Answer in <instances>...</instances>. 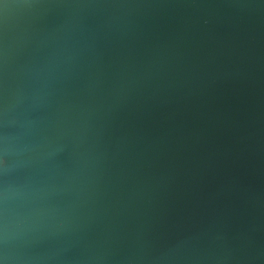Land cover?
Wrapping results in <instances>:
<instances>
[{"label": "water", "instance_id": "obj_1", "mask_svg": "<svg viewBox=\"0 0 264 264\" xmlns=\"http://www.w3.org/2000/svg\"><path fill=\"white\" fill-rule=\"evenodd\" d=\"M3 264H264V0H4Z\"/></svg>", "mask_w": 264, "mask_h": 264}, {"label": "snow or ice", "instance_id": "obj_2", "mask_svg": "<svg viewBox=\"0 0 264 264\" xmlns=\"http://www.w3.org/2000/svg\"><path fill=\"white\" fill-rule=\"evenodd\" d=\"M0 6L7 8L8 5L4 2V0H0Z\"/></svg>", "mask_w": 264, "mask_h": 264}, {"label": "clouds", "instance_id": "obj_3", "mask_svg": "<svg viewBox=\"0 0 264 264\" xmlns=\"http://www.w3.org/2000/svg\"><path fill=\"white\" fill-rule=\"evenodd\" d=\"M0 264H3V261H0Z\"/></svg>", "mask_w": 264, "mask_h": 264}]
</instances>
